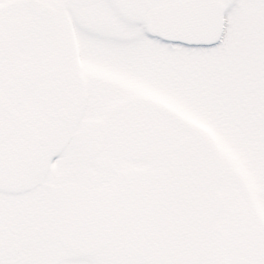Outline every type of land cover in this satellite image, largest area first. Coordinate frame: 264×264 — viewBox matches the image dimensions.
Segmentation results:
<instances>
[{"label": "snow or ice", "instance_id": "6c2138e0", "mask_svg": "<svg viewBox=\"0 0 264 264\" xmlns=\"http://www.w3.org/2000/svg\"><path fill=\"white\" fill-rule=\"evenodd\" d=\"M0 264H264V0H0Z\"/></svg>", "mask_w": 264, "mask_h": 264}]
</instances>
